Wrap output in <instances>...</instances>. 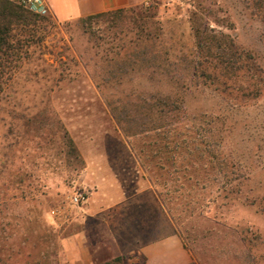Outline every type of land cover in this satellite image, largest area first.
Instances as JSON below:
<instances>
[{
  "label": "rangeland",
  "instance_id": "rangeland-1",
  "mask_svg": "<svg viewBox=\"0 0 264 264\" xmlns=\"http://www.w3.org/2000/svg\"><path fill=\"white\" fill-rule=\"evenodd\" d=\"M140 7L149 17L148 29L160 28L164 41L187 49L193 45L189 16L195 7L211 28L229 35L255 58L256 71L221 78L225 84L187 96V111L207 114L205 123L212 120L221 150L248 178L227 207H218L215 221L196 219L189 226L194 233L237 224L249 227L254 238L252 264H264V214L258 212L264 204V29L238 0H150ZM127 16L139 25L124 28L121 36L104 24L86 27L76 20L58 23L50 17L38 22L31 40L20 31L13 33L16 51L0 69V264H59L60 240L82 225L100 263L111 260L106 259L109 234L121 236L125 247L134 244L135 236L143 240L146 228L136 225L139 233H131L134 225L126 226L125 210H105L100 219L84 215L95 188L93 178L100 172L125 189L136 188L138 182L151 187L157 211L149 224L157 238L170 229L173 235L182 231L166 212L160 189L141 161L142 138L126 137L105 102V95L134 99L137 93L128 81L136 75L123 76L122 85L107 86L104 95L95 87L94 78L100 74L93 65L100 63L102 50L119 37L133 38L143 23L131 12ZM63 133L74 142L83 165L62 145ZM116 189L106 182V193ZM80 191L86 193L87 202L74 206L72 195ZM53 211L62 213V218ZM112 220L118 223L110 227ZM235 243L231 235L211 233L193 247L203 249L208 264H237L227 254L217 259L215 250L224 246L231 251ZM142 259L136 255L125 264Z\"/></svg>",
  "mask_w": 264,
  "mask_h": 264
},
{
  "label": "trees",
  "instance_id": "trees-1",
  "mask_svg": "<svg viewBox=\"0 0 264 264\" xmlns=\"http://www.w3.org/2000/svg\"><path fill=\"white\" fill-rule=\"evenodd\" d=\"M238 1L264 29V0ZM127 12L135 14L143 23L133 38L125 41L119 37L117 43L112 41L102 50L100 63L93 65L100 74L94 78L95 87L104 95L107 86L119 87L123 76L136 75L128 81L133 83V91L137 93L134 99L117 97L113 100L105 95V102L126 137L142 138L139 156L151 172L153 183L160 189L166 212L182 229L176 235L182 247L191 254L189 264H208L203 249L199 252L193 245L211 233L231 235L236 239L231 251L224 246L215 249L217 259L222 260L227 254L237 264H252L254 238L249 227L237 224L229 229L215 227L194 233L189 226L196 219L215 221L214 213L218 207H227L248 178L236 171L235 165L221 150L212 120L205 123L207 114L200 110L193 114L187 111V96L201 95L203 90H210L216 84H225L221 78L235 79L238 75L256 71L255 58L249 51L239 48L229 35L211 28L202 19V11L195 7L189 16L193 37L190 49L178 47L174 41H164L160 28L148 29L145 23L149 17L140 6L98 13L76 19V22L86 27L93 23L104 24L114 30L115 35L121 36L124 28L139 25L133 23L134 18L128 17ZM48 18L33 14L11 0H0V69L6 58L16 51L12 44L13 33L20 31L31 40L40 26L38 22ZM62 145L75 161L84 164L66 133L62 134ZM255 204L256 201H251V205ZM258 208V212L264 214V204ZM131 257L118 256L110 261L125 264ZM94 259L96 264L110 262L100 263ZM144 261L143 258L138 264Z\"/></svg>",
  "mask_w": 264,
  "mask_h": 264
},
{
  "label": "crops",
  "instance_id": "crops-1",
  "mask_svg": "<svg viewBox=\"0 0 264 264\" xmlns=\"http://www.w3.org/2000/svg\"><path fill=\"white\" fill-rule=\"evenodd\" d=\"M49 11V17L58 23L76 20L90 15L147 4L150 0H44ZM87 170V168H86ZM106 182L116 191L106 193L104 187ZM87 183V182H85ZM94 190L90 193L86 213L87 218H102L105 210H125L128 228L141 225L146 228L143 240L135 236L134 244L122 245L123 239L117 233L109 234L107 245V258L113 259L128 254L130 260L141 255L145 259L143 264H189L190 254L182 247L179 237L172 233L171 229L160 238L156 237V229L150 227L149 222L156 215L157 200L150 186H141L138 182L136 188L125 189L114 179L107 181L101 174L93 178ZM88 184V183H87ZM128 190V191H127ZM142 212H141V211ZM121 214L119 213V217ZM137 224H136V222ZM128 222V223H127ZM118 221L109 222L110 227L117 225ZM84 224V223H83ZM137 228V232L139 230ZM131 233H137L132 229ZM155 234V238L152 237ZM101 235V234H100ZM174 250V254L173 251ZM59 264H96L93 249L88 243L86 226L82 225L79 230L63 237L60 240ZM129 260V261H130Z\"/></svg>",
  "mask_w": 264,
  "mask_h": 264
},
{
  "label": "built area",
  "instance_id": "built-area-1",
  "mask_svg": "<svg viewBox=\"0 0 264 264\" xmlns=\"http://www.w3.org/2000/svg\"><path fill=\"white\" fill-rule=\"evenodd\" d=\"M15 3L22 5L23 7L27 8L31 13L49 17L48 7L44 0H13ZM87 202V196L85 192H75L72 195L71 203L74 206L83 205ZM52 214L58 218H62V213H57L53 211Z\"/></svg>",
  "mask_w": 264,
  "mask_h": 264
}]
</instances>
